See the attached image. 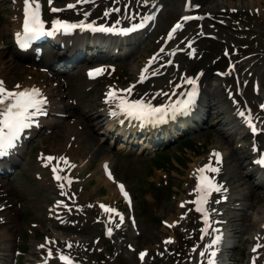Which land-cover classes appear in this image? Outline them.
Segmentation results:
<instances>
[{
  "label": "rangeland",
  "instance_id": "obj_1",
  "mask_svg": "<svg viewBox=\"0 0 264 264\" xmlns=\"http://www.w3.org/2000/svg\"><path fill=\"white\" fill-rule=\"evenodd\" d=\"M59 1L61 2L60 4H62L67 0ZM176 1L178 3V8L172 11H167L161 16L158 26L159 34H164L165 30H167V25L173 24L175 21L181 19L182 16L180 13L182 12L183 0ZM206 1L203 0L199 2L203 5H205V3L213 5L212 3H209L208 0ZM226 2L227 4L224 5L228 9L229 2L227 0ZM238 10L239 11L226 10L227 12L221 11V13L218 14L208 15V18L202 22L204 25L211 23L214 26H226L223 27L224 31L222 30V33L218 37L227 39L228 37L226 35L229 33V35L234 34L235 37L237 36L236 39H239L243 32L235 30L237 27H241V25L236 22H241V20L246 17V14L241 13L243 12L242 10H244L243 8ZM245 12L247 13V19L250 21V24L256 26V30H253L250 36L256 37L257 35L255 32L262 33V37H257V40L253 41L252 44L255 45L256 43H261L264 47V16L262 17L251 14L247 11ZM4 13L6 17H4L3 20L7 25L9 21H7L8 10L5 9ZM241 15H243V17H241ZM238 16L241 18L239 17L238 19ZM217 21L224 23L219 24ZM9 24L10 25L0 27V48H3L2 50L0 49V69L5 72L8 78L10 77V79H12L14 85L21 82L24 83L32 78H35L38 82H44L47 85H50L54 82L55 78H52L43 68L40 69L33 63H28V60H23L15 51V47L11 46L12 35L10 34V28L13 25L11 20L9 21ZM198 25L199 23L190 25V33H198L197 29L200 30ZM205 31L207 34L210 33L217 35L216 30H212V28L211 30L205 28ZM200 40L204 41L202 42ZM200 40L197 43V56L195 58H190L182 55L181 58L176 60L177 64L169 69L161 81L168 80L171 75H179L182 77L187 74L185 72H192V70L194 71L199 67L205 66L211 60L212 55L223 54L222 51L225 45L221 42L216 43L212 37L201 38ZM154 42L155 40L153 38V41L149 46H144L138 52L133 53L130 59L120 62V82L135 79L136 74L131 70V61L136 60V62L138 61V63H140L143 57H146L150 52H153V49L155 48ZM231 43L236 44L235 41ZM230 46L231 44L228 47ZM259 62L260 65L256 68L258 74L262 71L264 58ZM226 65L227 62L221 66L216 65V68L223 69ZM85 67L86 65L83 67L79 66L71 73L59 76L58 78L60 83L63 84L62 88L64 89L56 88L58 90L57 93L62 97V100H65V102L68 98L73 100L70 110L75 114H78L87 106H96L99 102V96L103 92L101 91L103 88L102 86L110 83L112 80L110 79V76H105L89 85L86 76H84ZM212 69L214 68H210L208 71L213 72ZM230 80L231 79L226 78L227 83H231L232 81ZM97 122L99 121L95 119H87V125L96 123L95 126L90 125L91 131L96 138L93 139L91 135H87L88 137L85 140L88 144L84 150V154L89 155L92 151V156L89 155L91 156L88 162L89 167L85 170V173L91 174L92 171L98 167L97 164L102 158L104 153L103 150H105L107 155L112 158L115 168L118 170V175L126 180L131 187L133 196L135 197L136 214L139 219V225L137 227L139 234L132 231L130 226L120 236L113 239L104 238L103 225L99 222H95L94 224L88 222L83 229H80L79 227L68 229L56 227L59 234L72 235L74 233L82 238H87L91 243H93L95 238L100 236V241L96 243L97 247L107 250V253L106 255L99 256V264H196V259H198V249L203 245H199L203 229L200 217L195 212L190 216L191 221H189L188 230L185 227L187 222L185 219H183V222L175 220V222L168 223L169 225L164 223V221L166 222L164 219L171 220V217L177 218L179 216V211L181 212L178 206L179 199L182 197L188 199L187 194L189 192L188 189L190 183L194 184V178L191 180L188 172L189 165H192L193 162L195 163L198 158L203 162L206 156L211 154L212 145L218 143L220 139H222L223 146L226 148V166H228L229 169H233L232 165H236V167L241 170V173L245 175V168H242V164H239L235 159L236 153H233L236 151L235 144L227 139V137L221 135V133L217 134L215 127H212L209 129L208 134H204V132L198 133L188 142L180 140L178 143L169 146L168 149L160 150L162 152H157V155L155 153L139 154L137 152L133 154L130 152L119 151L114 147L110 148L107 142L100 141L97 133L99 129L97 127ZM45 134L47 135L44 140V146L47 145L46 149L50 150V145H52L54 149L57 147L59 148L58 143H60L61 137L59 136L58 131L55 129L47 130ZM205 142L206 144H204ZM40 143L41 140L35 144L40 145ZM63 148V146H60V149ZM243 150V148L238 149V151ZM37 155L38 154L34 151L32 158L29 157L22 166L24 169L11 176V180H9L8 184L10 188L9 193H12V201L15 203H11L6 206L3 212H0V216H2L1 218L3 220L6 219V222L0 227H3L4 229L8 228L9 233L16 238V241L10 237L0 238V245L11 247L12 252L10 253H13L18 246L25 251V255L19 257L20 260L17 264H29L30 262H34V259H37V254L34 253L35 242L44 240L45 234L42 233H45L49 228L46 212V205L48 204L46 198L47 193L45 190H42L44 182L42 179L35 178L36 171L40 170L39 164L37 163ZM223 171L221 178H224L229 182H234L235 180L240 182L238 178L235 179L233 175H230L225 169H223ZM94 177L92 176V178ZM92 178L89 182H86V185L84 186L85 190L81 193L83 199L93 198L97 195L95 187L98 188V185H94L95 187L93 185L91 186V184H94L96 181L93 180L92 183H90ZM243 180L246 181L245 186L249 191L253 192V195H259L261 192H264L263 189H254L249 177L245 176ZM105 190L108 191V189L103 186L100 194H108ZM192 200L193 196L189 198L191 206ZM256 200L257 199H253L252 196H250L247 203L253 204V207H249L247 211L246 209L239 210V212L245 214L251 213L254 215L258 211L259 214H263L264 198L258 201ZM144 202H147L148 207L144 206ZM183 208L186 211L193 210V207L191 208L188 205ZM126 210L131 212L132 206L131 208L126 206ZM256 215L257 214H255V216ZM85 218H87V216H85ZM195 232L199 240L194 237ZM251 234L252 231L250 230L248 234H243L242 236L243 240L240 246V254L245 260L241 264H249V254L252 250L251 246L253 244ZM169 237L172 239L169 240ZM176 237L180 241L179 244L177 243ZM165 241L168 245L165 244ZM184 241L192 243L194 248L197 246V250L185 247ZM131 244L134 247V250L132 249L130 251ZM176 248L184 251L183 257L175 251ZM140 249H147L146 257H140ZM108 256L110 257L108 258Z\"/></svg>",
  "mask_w": 264,
  "mask_h": 264
},
{
  "label": "snow or ice",
  "instance_id": "obj_2",
  "mask_svg": "<svg viewBox=\"0 0 264 264\" xmlns=\"http://www.w3.org/2000/svg\"><path fill=\"white\" fill-rule=\"evenodd\" d=\"M83 2V0H81ZM144 3H148V0H143ZM24 3V16L22 20V31L16 33V39L20 42L21 47L27 46V44L42 36L46 33H51L52 31H71L74 28H99L106 31H116L115 28H108L103 24L95 25L94 23H85L80 22H71L66 19H61L57 17L51 22L52 27L48 28L45 25L48 23L43 18V6L41 0H23ZM48 3L51 5L52 0H48ZM189 7H199V4H193L192 0H189ZM66 7L73 8L74 4H68ZM118 10V9H117ZM51 11H62V9L51 8ZM87 16V14H85ZM192 17L186 16L183 19H191ZM151 19V16L145 17V20ZM145 20H141L139 24H133L130 28L120 29V31L130 32L133 29L140 28L143 26ZM182 27L178 22L175 27L170 32L169 39H171L172 34L176 31L177 28ZM194 54V53H193ZM105 69L103 66L90 70V75H98L103 72ZM147 67L145 72H147ZM147 77L144 72L140 74V80L143 81ZM187 82L191 85V88L185 92L180 93L177 99L167 98L165 103H153L151 99H146L145 97L140 98H130V94L133 86L128 88L117 89L114 86H109V91L105 96V100L110 105H116V107L110 109L112 116L116 117L120 114H123L127 117H134L138 120L144 122H154L159 123L165 121L171 113L172 117L175 118L178 114H188L192 108L195 106V100L198 95V84L197 79L194 77H187ZM166 95V94H165ZM48 104V99L43 92V89L36 85L31 86H21L19 84L15 85L12 88H9L5 85V81L0 78V157H3L9 153L10 150H13L17 144L20 142L22 135L25 133L26 129L32 128L33 125L38 123L37 117L46 114L45 105ZM264 108V105H261ZM239 115L246 119L247 124L250 126V129L253 133H264V130L258 128L253 122V118L249 113L247 116L245 112H239ZM123 120H120V123H123ZM253 148L256 149V145H253ZM53 156L49 155L47 157L46 163L52 161ZM61 161H68L67 157H59ZM213 159L217 163H213ZM222 159V155L216 149L212 150V155L209 157V162L204 164L202 167L194 170L195 174L198 177V183L193 191L196 193L194 204L196 209L203 213V219L205 220L204 232L207 233L210 225V215L209 210L205 206L208 202V199L211 196L213 191L221 192L223 191L222 186L216 181L215 177L209 175L210 172L218 173L219 167L218 162ZM257 163L264 165V155H260ZM74 166V165H73ZM107 168V165H105ZM53 174L57 181L67 180L68 183H71L72 177H64L60 175V172L56 165H53ZM109 176L111 172L109 171ZM63 187V183L61 184ZM121 190H124V185H119ZM124 195L127 197V191H124ZM226 199V197H222ZM58 203L63 204V201ZM183 203V202H182ZM101 207L108 213H118V210L111 208L107 204H101ZM119 218L123 220V213H118ZM187 213H184L186 215ZM109 220H112V215L108 216ZM167 223V222H166ZM108 234L111 235L113 229H107ZM217 235L210 240L207 248L209 249L208 253V264H216V253L219 250L218 247H213L219 245L222 240V232L219 228L215 230ZM172 239L171 237L168 238ZM70 246V245H69ZM45 247V245H41ZM262 245L257 243L253 251L256 252L257 249L261 248ZM146 251V250H145ZM48 254L51 256L53 254L52 248H48ZM201 256H204L205 253L201 252ZM259 255V253H257ZM141 258L145 256V252L140 253ZM61 260H67L68 264H73L72 260L64 253L60 254ZM257 256L252 257V264H256Z\"/></svg>",
  "mask_w": 264,
  "mask_h": 264
},
{
  "label": "bare ground",
  "instance_id": "obj_3",
  "mask_svg": "<svg viewBox=\"0 0 264 264\" xmlns=\"http://www.w3.org/2000/svg\"><path fill=\"white\" fill-rule=\"evenodd\" d=\"M225 0H208V2L209 3H212L213 5H209V4H206V7H205V11H206V13L207 12H209V13H211V12H218V11H221L222 10V4H224L223 2H224ZM227 1H229V0H227ZM233 4H235V5H239L240 7L242 6L243 8H245V7H248L249 9H255L258 13H262L263 14V12H264V4H263V0H230ZM166 4H168V3H165V5ZM253 4V6L251 7V5ZM176 5H171V7H175ZM228 7H230L231 9L232 8H234V6L233 5H229ZM254 7H256V8H254ZM186 8H189V7H186ZM99 23V22H98ZM214 28H216V27H214ZM256 55V53L254 54V56ZM212 59H216L217 60V64H219V63H221V62H223V61H225L226 59H224V57H222V56H220V57H218V56H214ZM136 63L134 62V64H133V69L134 70H136V72H138V74L140 75V73H141V71H142V69H141V67H142V65L141 66H139L138 64H136ZM212 63H208L207 64V66H210ZM196 74L197 73H194V75H189V77H191V76H195L196 77ZM201 74V73H200ZM196 79H198V78H196ZM9 80H11V79H8V81H6L7 83L9 82ZM35 80L34 79H32V81H30V82H28V83H24L25 85L24 86H31V85H36V86H38V87H40L41 89H43V92H44V94H51L53 91H54V89H48V88H46V86L45 85H41V84H37V83H35L34 82ZM185 83H186V85H188V83H187V79H185V81H184ZM111 86V85H110ZM123 88H125V87H123ZM220 92H221V90H216V91H214V93H212L211 92V94H215L216 96H219L220 95ZM149 94V92H146L145 90L143 91L142 90V88H141V85L139 84V86H137L136 88H133V90L131 91V94H130V98H133V97H135L136 95H140V94ZM217 93V94H216ZM52 94H54V93H52ZM161 94V93H160ZM211 94H210V96H211ZM153 96H155L154 94H152ZM162 95V94H161ZM104 102H106V106L105 107H103V108H101V110L105 113V114H108V115H110L111 113H110V109L111 108H114V107H116V105H110V106H108L107 105V101L106 100H104ZM109 104V103H108ZM234 104L236 105V103L234 102ZM263 104V103H262ZM108 106V107H107ZM65 112L66 111H64V107H60V108H58V118L56 119V120H54V121H52V120H48L46 123L48 124V125H52V124H56V123H59L57 120H60V121H63L64 120V118H61L62 116H65ZM114 117V116H113ZM117 117V116H116ZM116 117H114V118H116ZM119 117H122L121 115H119ZM227 117H228V121H233V120H231V118H232V115H230V114H228L227 115ZM119 119V121L120 120H123L122 118H118ZM75 122H74V125H73V123L72 122H67L63 127H62V131H61V134H62V132L64 133V135H63V137H62V139H63V141L66 143V144H68V142L69 141H72L73 140V138L72 137H74V136H76L77 134H79V132H81V133H83V134H86V132H84V129L83 128H77V126H80V124L82 123V120L80 119V118H78L77 120L75 119L74 120ZM233 127H235L234 125H233ZM232 127V128H233ZM109 128V127H108ZM236 128H237V126H236ZM221 129L222 128H218L217 130L218 131H221ZM101 132H103V131H101ZM81 135V134H80ZM102 135H104V134H102ZM78 142H80V140H78ZM82 146H84V142H83V145H80L79 147H82ZM123 146V145H122ZM122 146H120L119 148H121ZM215 147H220V144H218L217 146H215ZM213 149H216V148H213ZM209 158V157H208ZM102 164H100L101 166L98 168V170L96 171V174H97V176H98V178H99V180H101L102 182L103 181H105L107 184H108V187H110V190H111V193H110V195L112 196V197H115V195H116V193L118 192V190L120 189L121 190V188H120V184H123L118 178H117V176L116 175H114L113 174V172H112V164H111V160L109 159V160H107V158H105V159H102V162H101ZM80 165H81V163H80ZM105 165H107V168L105 167ZM81 166H83V164L81 165ZM109 171L111 172V176H109ZM232 173H234L235 174V176H238L239 178H240V180H242L243 179V177L241 176V174H240V171L236 168V169H234L233 171H231ZM246 181H241V183H238V184H235V185H232V184H227L226 186H228L227 188H228V192L224 195L225 197H226V199L225 200H219V201H217L215 204H222L223 205V207H224V209H225V206L227 205L226 203H227V201L228 200H231L232 198H235V197H238V196H248V192H246V188L245 187H242L243 186V184L245 183ZM124 185V184H123ZM126 190V186H124V190L122 191L121 190V192L120 193H123L124 191ZM264 195V193H261L260 195H254L256 198H259V200L262 198V196ZM100 204H104V201H102ZM214 204V205H215ZM109 205H111V204H109ZM228 210H224V213H226ZM104 214V213H103ZM258 214V217H255L254 215H245V217H242V218H240V219H243L242 220V224H241V226H242V228H239V227H235L234 226V228H237V229H239L237 232H240V231H242V230H244V231H249L250 229H255L256 231L254 232V234L252 235V236H254V239H255V244H257V243H259V242H262V240L264 239V216L262 215V214H259V213H257ZM109 215H112V217H114V214H110V213H108L107 212V214L104 216V220H106V221H113V223H116V224H118V221H116V220H114V218L112 219V220H109L108 219V216ZM237 215V217H239V216H241L239 213L238 214H236ZM232 218L233 217H226V215L224 216V219H225V222H228V223H230L231 224V221H232ZM236 220V219H235ZM259 230V231H258ZM228 236H227V234L225 233V232H222V239H223V242H224V240L226 241V240H228ZM54 239H58V240H60L61 241V237L60 236H57V235H55V237H54ZM57 249V247H55L52 251H54V250H56ZM260 258V257H259Z\"/></svg>",
  "mask_w": 264,
  "mask_h": 264
}]
</instances>
